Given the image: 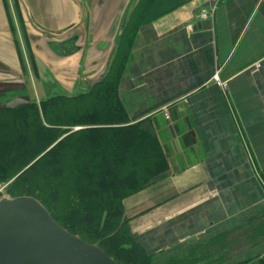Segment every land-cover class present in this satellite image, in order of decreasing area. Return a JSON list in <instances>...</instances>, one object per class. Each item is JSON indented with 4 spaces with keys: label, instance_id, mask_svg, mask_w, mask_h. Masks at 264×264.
Returning <instances> with one entry per match:
<instances>
[{
    "label": "crops",
    "instance_id": "crops-1",
    "mask_svg": "<svg viewBox=\"0 0 264 264\" xmlns=\"http://www.w3.org/2000/svg\"><path fill=\"white\" fill-rule=\"evenodd\" d=\"M157 1L117 89L129 123L149 121L165 157L160 175L124 200L131 235L154 264L223 240L222 264L258 261L264 0ZM7 2L14 31L0 0V96L26 103L47 83L69 94L99 82L138 0H16L20 19Z\"/></svg>",
    "mask_w": 264,
    "mask_h": 264
},
{
    "label": "trees",
    "instance_id": "trees-1",
    "mask_svg": "<svg viewBox=\"0 0 264 264\" xmlns=\"http://www.w3.org/2000/svg\"><path fill=\"white\" fill-rule=\"evenodd\" d=\"M3 4L14 31L7 0ZM157 12V0H138L106 75L87 92L0 106V182L15 177L13 197L36 199L56 223L117 264H152L131 235L123 203L160 175L165 157L149 121L129 123L117 89L136 29ZM54 210L62 211L61 220ZM213 244L165 264H220L223 247Z\"/></svg>",
    "mask_w": 264,
    "mask_h": 264
},
{
    "label": "water",
    "instance_id": "water-1",
    "mask_svg": "<svg viewBox=\"0 0 264 264\" xmlns=\"http://www.w3.org/2000/svg\"><path fill=\"white\" fill-rule=\"evenodd\" d=\"M0 264H117L72 235L32 197L0 200Z\"/></svg>",
    "mask_w": 264,
    "mask_h": 264
},
{
    "label": "rangeland",
    "instance_id": "rangeland-1",
    "mask_svg": "<svg viewBox=\"0 0 264 264\" xmlns=\"http://www.w3.org/2000/svg\"><path fill=\"white\" fill-rule=\"evenodd\" d=\"M29 62V61H28ZM80 84H81V87L83 86V85H85V83L84 82H80ZM79 84V85H80ZM44 86L47 88L46 90H44V91H42V90H39V91H37V100H39V99H42V98H45V97H47V96H49V95H56V94H60V95H64L65 97H72V96H76V95H79V94H81V93H85V92H87L88 90H87V88L86 89H83V88H81V87H79V86H77V88H76V91H74V92H71V93H69V94H66L65 92H62V91H60V90H58L57 89V87H56V85H54L52 88H49L50 87V84L49 83H47V84H44ZM36 95H34V93H32L31 94V96H29L30 98H34ZM7 98V97H6ZM6 98H4V96L2 97V96H0V106L1 107H17V104H19V103H24L25 102V100H20V101H15V100H6ZM80 127H74V128H72V131H76L77 129H79ZM41 155V154H40ZM39 155V156H40ZM31 164V163H30ZM29 164V165H30ZM28 167V166H27ZM27 167H25L24 169H26ZM15 181V177H12V178H10L9 180H7V181H5V182H0V200H2V199H4V198H17V197H13L15 194H12L11 195V193L9 192V190H10V188L12 187V185H13V182ZM20 197H27L26 195H23V196H20ZM39 202V201H38ZM40 203V202H39ZM43 203H45V202H43ZM41 204V203H40ZM44 208H45V206L43 205V204H41ZM45 205H48L49 206V209L50 210H53L52 208H51V205H53V203L52 202H50V201H48L47 203H45ZM124 206H125V204L123 203V212H124V215H125V211H124ZM46 209V208H45ZM47 210V209H46ZM48 212V211H47ZM49 213V212H48ZM54 213L57 215V217L61 220L62 219V215L60 214V213H62V211H58V212H55V210H54ZM50 215V214H49ZM59 220V221H60ZM58 224V223H57ZM61 226V225H60ZM62 227V226H61ZM65 229V228H64ZM66 230V229H65ZM70 233V232H69ZM235 236L234 237H231V239H229V242L232 244V246L234 247V246H236L237 245V243H239V241H238V239H237V237L235 238ZM224 241H226V240H223V241H221V242H219V244H217L216 246H215V248H217V247H219V246H221L223 243H224ZM94 245H96V244H94ZM237 247V246H236ZM216 251H217V249H216ZM232 252V251H231ZM221 253H224V252H220V253H218V257H221ZM217 256H215V257H213L212 259H210V261L211 260H215V259H217L218 257ZM222 260H224V258L222 259ZM150 262L152 263V264H154L153 262H152V260H151V257H150ZM223 262V261H222ZM222 262L220 261V264H222ZM254 262H256V260H252V261H249V262H245L244 264H253ZM223 263H225V261L223 262ZM201 264H203V263H201ZM230 264H243V262L242 263H233V262H231Z\"/></svg>",
    "mask_w": 264,
    "mask_h": 264
},
{
    "label": "built area",
    "instance_id": "built-area-1",
    "mask_svg": "<svg viewBox=\"0 0 264 264\" xmlns=\"http://www.w3.org/2000/svg\"><path fill=\"white\" fill-rule=\"evenodd\" d=\"M208 15H209V11H201V13H200V18L205 19V18L208 17ZM187 28H188V29H191L192 26L189 25ZM216 80H217V79H216ZM165 116H166V115H165Z\"/></svg>",
    "mask_w": 264,
    "mask_h": 264
}]
</instances>
